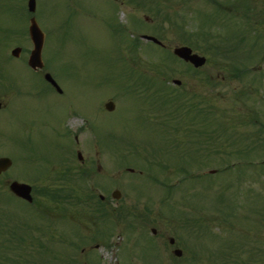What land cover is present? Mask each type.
Listing matches in <instances>:
<instances>
[{
	"label": "rangeland",
	"instance_id": "374dc122",
	"mask_svg": "<svg viewBox=\"0 0 264 264\" xmlns=\"http://www.w3.org/2000/svg\"><path fill=\"white\" fill-rule=\"evenodd\" d=\"M26 1L3 0V4L0 1V38L8 32L3 29L12 32L0 48V76L3 77L0 82V156L11 159V166L0 175L3 193L0 198L8 199L7 203L0 204V219L14 221L10 225L14 236L36 235L37 239L57 233L44 237L42 242L50 250L58 249L63 253L70 251V241L74 238L82 239L70 234L69 228L75 233L77 227L60 220L58 206L41 197L37 190L34 196L39 207L42 211L45 209L53 222L44 215L45 220L38 219L40 213L22 202L7 207L12 199L4 196L11 180L29 183L37 189L49 182L46 173L58 168L61 161L56 158L65 152L68 142L61 123L74 111L80 115L74 114L64 127L70 131L80 129L78 144L72 139L70 148L74 150L76 146L86 164L93 168L88 185L95 187L96 195L110 197L113 189L121 194L119 200H111L109 209L116 223L109 224L107 218V222L100 221L102 236L112 242L96 252L102 255L103 263L234 264L236 260L239 264H264V163H261L264 161V131L242 122L249 123L252 118L264 122V49L250 60L246 57L249 44H241L240 50L246 52L236 50L226 58L216 54L217 49L210 46L211 42L228 37L231 30L233 33L241 28L247 41L249 38L257 41L256 50L263 47L264 0H247L251 7L248 11L244 6L234 7L232 0H156L158 4H153L151 10L146 8L145 1L139 7L136 0L129 3L124 0L126 3L120 7L111 0H36L34 18L45 35L43 61L53 71L62 94L50 90L41 80L42 76L25 65L32 47L27 34ZM218 3L222 8L219 9ZM260 11L262 14L258 13ZM166 13L172 20L167 19ZM209 15L215 17L211 19ZM200 20L204 22L202 25L197 23ZM174 23L176 26H169ZM122 26L158 37L166 49L162 52L159 47L140 40V47L131 52L126 46L130 45L131 34ZM183 30L193 34L191 45L208 60L198 71L188 70L181 62L164 54L183 39ZM14 46L22 48L15 58L10 55ZM160 60L165 62L160 63ZM129 65L136 74L163 73L168 76L169 84L172 78H180L182 86L176 91L190 93L194 102L200 101L199 106H204L202 113L196 115L192 111V115L193 122H208L206 131L213 129L222 136L219 122H224L223 126L234 127L239 133L258 134L263 137L262 143L257 148H227L223 135V141L220 136L212 139L210 145L206 133L196 135L194 148L192 144L180 145L178 149L163 152L172 145L171 136L156 127L150 118L161 112L157 109L162 103L151 101L148 93L151 91H136L132 79L126 83L121 73ZM244 65L251 71L238 76L236 68ZM45 70L48 69L44 67L42 71ZM123 87L129 92H121ZM164 88H167L165 84ZM110 99L115 105L112 112L103 108L104 102ZM166 107L163 105L161 110ZM86 117H90L93 131L84 127L88 123ZM129 144L139 147L130 149ZM144 144L151 147L145 146L147 150L143 151ZM181 149H186V156L179 155ZM150 150L154 152H148ZM142 153L148 154L147 158L157 156L159 159H154L161 161L166 169L146 168ZM75 158L67 161L76 163ZM128 220L136 223V230L132 225L133 231H130L126 225ZM92 226L91 230L87 229L88 234L93 233ZM151 228L156 229L155 235ZM169 236L182 249L179 259L164 240ZM4 240L6 246L0 248L13 252L20 249L19 253H24L14 239L7 236ZM100 242L85 244L84 241L77 250ZM151 244H157L160 253ZM25 246L31 253L30 257L24 255V258L29 257L25 264L40 262L36 256L38 247L30 240ZM45 254L39 255L44 260L52 256L49 252Z\"/></svg>",
	"mask_w": 264,
	"mask_h": 264
},
{
	"label": "flooded vegetation",
	"instance_id": "af4514ba",
	"mask_svg": "<svg viewBox=\"0 0 264 264\" xmlns=\"http://www.w3.org/2000/svg\"><path fill=\"white\" fill-rule=\"evenodd\" d=\"M124 0L121 2L123 3ZM73 138L75 140V143L78 144V140H77V136L73 135ZM77 147L75 148V153L77 152ZM77 154V153H76ZM73 151L70 152L69 157L72 158L73 157ZM78 163H70L69 161L64 162L57 170L56 173L59 174V180L61 181V188L62 190L67 189L73 182L74 180L77 179V177L80 175V173L82 172H90V166H88L86 164L85 159L83 160H78ZM99 197L100 202L98 204H100L99 206H97V208L99 209L100 212H102L101 210L104 209L105 211L109 210L111 208V204L112 201L105 197V196H101V194H97ZM91 200L86 199L84 201H75V200H61L59 203V208L61 209V211L63 212L64 217H66V219L68 220V222L71 223H80L82 222L84 225V228L87 230L89 229V225H94V218H93V213H94V207L92 205V202H90ZM94 202V200H93ZM81 209H83V212L81 211ZM93 219V220H92ZM90 230V229H89ZM151 230L156 233L155 230H153V228H151ZM168 243L170 245H173L175 242L173 241L172 243H170V240L168 239ZM98 248V247H97ZM96 248V249H97ZM71 250V248L69 249ZM94 250V249H92ZM83 252V263L84 264H88V257L91 256V254L85 253L84 254V249L81 250ZM94 263L93 260H91ZM103 264V263H101ZM105 264H112L110 262H106Z\"/></svg>",
	"mask_w": 264,
	"mask_h": 264
},
{
	"label": "water",
	"instance_id": "95a60500",
	"mask_svg": "<svg viewBox=\"0 0 264 264\" xmlns=\"http://www.w3.org/2000/svg\"><path fill=\"white\" fill-rule=\"evenodd\" d=\"M34 6H35V1L34 0H28L29 11H33ZM28 32H29V36H30V39H31L32 44H33V49L31 50V53H30L29 58H28V64L32 68L41 67L42 66L41 49H42V45H43L44 36H43L42 31L40 30V28L38 27L37 23L35 22V20L33 18H31L29 21ZM152 39L154 41H156V39H154V38H152ZM19 52H20L19 47H16V48L12 49V51H11V53L14 56H18ZM174 53L177 54L178 56L184 58L185 60H189L195 66H199V65L203 64V62H204L203 57H199L196 54H191L190 49L188 47H184V46L177 47L174 49ZM45 78L54 83V81L52 80V78L50 77L49 74H45ZM175 82H179V81H175ZM105 107L108 110H112L114 105L112 102H107L105 104ZM9 165H10V159L9 158H7V157H1L0 158V171L5 170ZM9 189L15 195H17L21 198H24L28 201H31L30 186L28 184L20 183L17 181H12L9 184ZM114 194H116L115 196H118L117 191H115ZM175 252H176V254H180V251H178V250H176Z\"/></svg>",
	"mask_w": 264,
	"mask_h": 264
},
{
	"label": "trees",
	"instance_id": "16d2710c",
	"mask_svg": "<svg viewBox=\"0 0 264 264\" xmlns=\"http://www.w3.org/2000/svg\"><path fill=\"white\" fill-rule=\"evenodd\" d=\"M0 1L3 4V0H0ZM152 3H153L152 0H151V2H150V0H147V1L145 0L146 8L151 10L152 6L150 4H152ZM154 3H155V1H154ZM2 31H8V32L2 34V36L0 38V40H2V41H0V44H1L0 46H2L4 44V41L9 39V37L12 34L11 30H9V29H3ZM182 98L183 99L181 100V102H179L178 98H175V101L179 102L178 105H177V110H183L186 103H188L189 106L191 107L190 100L186 96H182ZM176 102H173V104H175ZM242 122L245 125L257 126V131H259V130L264 131V123L260 122V120L251 119L249 123H248V121H245V120H243ZM222 127H223V124H222ZM222 132H223L222 135H224L223 144H224V146H227V148L229 146L238 147L239 150H240L241 147L245 148V147H248V146H251V148H257V146H259L262 143V140H263V137H260L256 133L251 134V135L244 134V133H239L240 131L238 129H236L234 127H231V126H227V125H224V128H223ZM219 136L220 135H217L215 130L210 129L208 131V139L210 141L209 142L210 145L212 144L211 140L216 138V137H219ZM225 152L226 153H231V151L228 150V149H225ZM47 194L49 195V193H47ZM43 196H47L46 193L43 194ZM4 253H5V251H3L1 256H0V258L2 257V259L0 260V264H3L4 261H7Z\"/></svg>",
	"mask_w": 264,
	"mask_h": 264
}]
</instances>
